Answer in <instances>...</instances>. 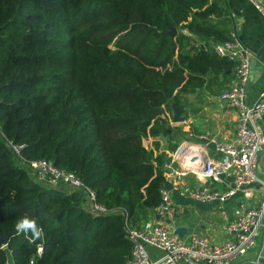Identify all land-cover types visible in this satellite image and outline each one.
<instances>
[{
	"label": "trees",
	"instance_id": "1",
	"mask_svg": "<svg viewBox=\"0 0 264 264\" xmlns=\"http://www.w3.org/2000/svg\"><path fill=\"white\" fill-rule=\"evenodd\" d=\"M223 11L224 0H0V239L13 264H126V232L159 203L168 158L142 138L170 137L160 115L171 103L180 114L196 87L226 89L232 63L202 44L232 39ZM35 159L107 211H86L84 190L37 183ZM24 215L39 238L16 232Z\"/></svg>",
	"mask_w": 264,
	"mask_h": 264
},
{
	"label": "built area",
	"instance_id": "2",
	"mask_svg": "<svg viewBox=\"0 0 264 264\" xmlns=\"http://www.w3.org/2000/svg\"><path fill=\"white\" fill-rule=\"evenodd\" d=\"M246 1L264 21L262 0ZM212 47L216 55L232 63L233 82L219 93L218 98L236 114L234 137L227 139L201 132L195 134L199 142L186 141L172 152L170 161L163 164L164 183L159 188V203L153 209L157 217H171L174 213V208L169 202V189L198 202H213L217 208H221L223 203L237 195L251 194L254 183L264 192V182L256 176L258 155L264 148V132L259 126V120L264 113V103L257 101L248 104L245 100L249 56L233 39L214 42ZM191 136V133H187L188 138ZM208 144L218 154L217 158L207 155L205 146ZM5 145L14 155H19L21 145L9 140H5ZM172 163H177V166ZM187 165L189 171L184 170ZM28 167L37 183L84 190V202L89 213L102 215L107 211L105 206L96 202L93 192L84 188L80 179L58 168L50 160L35 159L28 163ZM188 174L195 182L192 187L181 184L183 177ZM218 183L223 184L224 188L218 189L215 186ZM165 185L170 186L169 189H166ZM231 214L232 220L224 226L225 232L231 238L219 243H211L197 234L190 235L186 241L182 240L168 232L166 226L159 221L147 220L138 227H132L126 232V239L130 244L126 264H230L232 259L244 256L257 239L262 240L261 244H264V197L252 207L238 203L232 208ZM146 246L160 252V257L150 260ZM40 253L41 246H37L36 254ZM260 258V254H256L251 263L260 264Z\"/></svg>",
	"mask_w": 264,
	"mask_h": 264
},
{
	"label": "crops",
	"instance_id": "3",
	"mask_svg": "<svg viewBox=\"0 0 264 264\" xmlns=\"http://www.w3.org/2000/svg\"><path fill=\"white\" fill-rule=\"evenodd\" d=\"M262 2L264 3V0ZM222 19L225 21L232 39L249 56V61L253 60L254 62L251 64V67L254 68L248 70L249 75H253L254 78L250 83L247 81L245 85V100L248 104L257 101L264 103V21L246 0H224ZM202 41V44H213L209 39ZM228 73H230V77L228 81L226 80L227 82H224L225 88L234 79L232 69ZM220 91L214 88V85L207 86L205 83L196 87L194 92L186 94L180 101L181 112L180 114L178 112V116L181 118L180 122H172L171 110L169 112L164 110L160 115L171 127L170 137L147 135L142 138V145L145 149L151 150L153 154L160 152L167 154L168 158L165 161L167 162L170 161V156L174 152L166 149L168 138L172 144H175V148L186 141L199 142L195 134L201 132L208 136L232 139L236 127V114L234 110L226 107L219 100ZM259 126L264 132V113L259 120ZM187 133H191L192 136L188 138ZM205 149L208 156L218 157L211 145L208 144ZM172 165L177 166V163H172ZM256 176L264 182V148L258 155ZM227 182H229V178ZM181 184L185 187H192L195 182L193 177L188 174L183 177ZM215 186L218 189L224 188L221 183L215 184ZM252 188L251 194L237 195L223 203L221 208H217L213 202H198L169 189V202L174 208L173 215L157 217L152 212L147 220L163 223L171 234L174 228H182L184 232L179 238L185 241L190 235L197 234L205 237L211 243H219L231 238L225 232L224 226L232 220V208L238 203H243L248 207L256 206L263 199V189L256 183L252 184ZM261 242L262 240L257 239L255 245L244 256L232 259L230 264H252L251 261L258 253L261 256L259 263L264 264V244ZM145 250L150 260L160 257V252L154 248L146 246Z\"/></svg>",
	"mask_w": 264,
	"mask_h": 264
},
{
	"label": "water",
	"instance_id": "4",
	"mask_svg": "<svg viewBox=\"0 0 264 264\" xmlns=\"http://www.w3.org/2000/svg\"><path fill=\"white\" fill-rule=\"evenodd\" d=\"M173 32H174V29L171 28L167 32V34L171 35ZM253 63H254L253 60H250L249 61V65H248V70L249 71H250V69L254 68V67H251V64H253ZM253 78H254V76L253 75L250 76L249 73H248V81H249V83L252 81ZM170 107H171V120H172V122H180L181 121V118H179L178 111H177L176 107L174 106V104L171 103L170 104ZM167 163H168V161H167ZM195 164H197V163H195ZM199 169H202V168L199 167ZM184 170L185 171H189V166L187 165L184 168ZM169 187L170 186L165 185V188L166 189H169ZM183 232H184V230L182 228H180V227L174 228L172 230V234L175 235V236H177V237H180L183 234ZM5 244H6V238H1L0 239V248H2V250L4 252V255H5V264H13L12 257L10 255V252L6 248H4Z\"/></svg>",
	"mask_w": 264,
	"mask_h": 264
},
{
	"label": "clouds",
	"instance_id": "5",
	"mask_svg": "<svg viewBox=\"0 0 264 264\" xmlns=\"http://www.w3.org/2000/svg\"><path fill=\"white\" fill-rule=\"evenodd\" d=\"M15 228L17 233H28L29 231H31L35 238H39L41 235V232L37 227L35 220L27 215H24L17 220Z\"/></svg>",
	"mask_w": 264,
	"mask_h": 264
},
{
	"label": "rangeland",
	"instance_id": "6",
	"mask_svg": "<svg viewBox=\"0 0 264 264\" xmlns=\"http://www.w3.org/2000/svg\"><path fill=\"white\" fill-rule=\"evenodd\" d=\"M180 146V145H179ZM179 146H176V148L173 150V151H175Z\"/></svg>",
	"mask_w": 264,
	"mask_h": 264
}]
</instances>
